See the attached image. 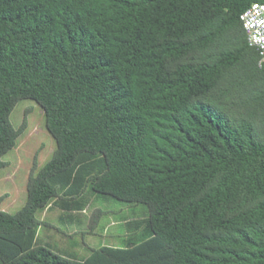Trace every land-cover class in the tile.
I'll return each mask as SVG.
<instances>
[{
    "label": "trees",
    "instance_id": "obj_1",
    "mask_svg": "<svg viewBox=\"0 0 264 264\" xmlns=\"http://www.w3.org/2000/svg\"><path fill=\"white\" fill-rule=\"evenodd\" d=\"M263 2L0 0V170L18 102L55 141L0 210V264H264V72L240 21ZM86 189L147 218L123 247L53 252L37 214Z\"/></svg>",
    "mask_w": 264,
    "mask_h": 264
},
{
    "label": "rangeland",
    "instance_id": "obj_2",
    "mask_svg": "<svg viewBox=\"0 0 264 264\" xmlns=\"http://www.w3.org/2000/svg\"><path fill=\"white\" fill-rule=\"evenodd\" d=\"M10 123L15 129L24 125L15 147L2 157L6 166L0 170V210L14 214L26 203L31 172L34 169L37 172L50 160L55 141L45 128L43 110L33 101L18 102L10 115ZM82 200L85 207L74 214L72 224L66 223L62 211L55 205L37 214V219L43 223L37 234L44 246L55 253L58 248L84 259L90 254V248L123 247L126 239L131 237L128 226L135 221L142 223L147 218L145 205H132L97 195L89 189L83 192ZM142 228L140 224L134 234L140 233Z\"/></svg>",
    "mask_w": 264,
    "mask_h": 264
},
{
    "label": "built area",
    "instance_id": "obj_3",
    "mask_svg": "<svg viewBox=\"0 0 264 264\" xmlns=\"http://www.w3.org/2000/svg\"><path fill=\"white\" fill-rule=\"evenodd\" d=\"M246 42L259 56L257 67L264 72V2L251 4L240 16Z\"/></svg>",
    "mask_w": 264,
    "mask_h": 264
},
{
    "label": "crops",
    "instance_id": "obj_4",
    "mask_svg": "<svg viewBox=\"0 0 264 264\" xmlns=\"http://www.w3.org/2000/svg\"><path fill=\"white\" fill-rule=\"evenodd\" d=\"M75 213L76 212H68V213H65V212L62 211V216L65 217L66 223L72 224V222L74 221V217L73 216H74ZM73 245H74V243H73ZM54 247H56V246L54 245Z\"/></svg>",
    "mask_w": 264,
    "mask_h": 264
}]
</instances>
